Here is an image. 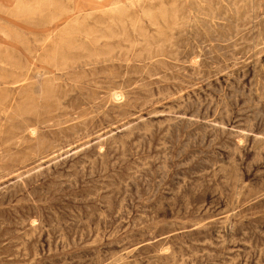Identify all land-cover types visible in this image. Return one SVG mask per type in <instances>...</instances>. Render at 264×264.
I'll use <instances>...</instances> for the list:
<instances>
[{
  "label": "rangeland",
  "instance_id": "374dc122",
  "mask_svg": "<svg viewBox=\"0 0 264 264\" xmlns=\"http://www.w3.org/2000/svg\"><path fill=\"white\" fill-rule=\"evenodd\" d=\"M0 264H264V0H0Z\"/></svg>",
  "mask_w": 264,
  "mask_h": 264
},
{
  "label": "bare ground",
  "instance_id": "6f19581e",
  "mask_svg": "<svg viewBox=\"0 0 264 264\" xmlns=\"http://www.w3.org/2000/svg\"><path fill=\"white\" fill-rule=\"evenodd\" d=\"M50 1H51V0H50ZM55 1H56V0H55ZM48 2H49V1H48ZM71 2H72V1H71ZM19 3H20V2H19ZM54 3H55V2H54ZM92 3H93V1H92ZM45 4H46V3H45ZM56 4H57V3H56ZM121 4H122V3H121ZM47 5H48V4H47ZM51 5H52V4H51ZM104 5H105V4H104ZM2 7H3V6H2ZM48 7H49V6H48ZM59 8H60V7H59ZM74 8H75V7H74ZM103 8H104V7H103ZM126 8H127V7H126ZM61 9H62V8H61ZM106 9H107V8H106ZM95 10H96V9H95ZM61 11L63 12V10H61ZM112 11H113V10H112ZM55 12H56V11H55ZM65 12H66V11H65ZM67 12H68V11H67ZM93 12H94V11H93ZM144 12H145V11H144ZM9 13H10V12H9ZM11 13H12V12H11ZM15 13H16V12H15ZM15 13H14V14H15ZM22 13H23V12H22ZM22 13H21V14H22ZM69 13H70V12H69ZM73 13H74V12H73ZM110 13H111V12H110ZM147 13H148V12H147ZM16 14H17V13H16ZM78 14H79V13H78ZM94 14H95V13H94ZM113 14H114V13H113ZM125 14H126V13H125ZM143 14H144V13H143ZM149 15H150V13H149ZM149 15L147 14V16H149ZM82 16H83V15H82ZM85 16H86V15H85ZM145 16H146V15H145ZM54 17H55V16H54ZM61 17H62V16H61ZM150 17H151V16H150ZM58 18H59V16H58ZM68 18H70V17H68ZM66 19H67V18H66ZM119 19H120V18H119ZM121 20H122V19H121ZM94 21H95V20H94ZM110 21H111V20H110ZM53 22H55V21L53 20ZM69 22H70V21H69ZM76 22H77V21H76ZM83 22H84V21H83ZM93 23H94V22H93ZM77 24H78V23H77ZM66 25H68V24H66ZM107 25H108V24H107ZM109 25H110V24H109ZM157 25H158V24H157ZM78 26H79V25H78ZM122 26H123V25H122ZM110 27H111V26H110ZM87 28H88V27H87ZM121 28H122V27H121ZM79 29H80V28H79ZM107 29H108V28H107ZM110 29H111V28H110ZM123 29H124V28H123ZM55 30H56V29H55ZM83 30H84V29H83ZM89 30H90V29H89ZM95 30H96V29H95ZM121 30H122V29H121ZM2 32H3V31H2ZM50 32H51V31H50ZM67 32H68V31H67ZM67 32H66V33H67ZM107 32H108V31H107ZM111 32L113 33L114 31L111 30V31H110V34H111ZM117 32H118V31H117ZM117 32H116V33H117ZM123 32H124V31H123ZM47 33H48V32H47ZM95 33H97V32H95ZM100 33H102V32H100ZM103 33H104V32H103ZM114 33H115V32H114ZM114 33H113V34H114ZM118 33H119L120 35H122L120 32H118ZM118 33H117V34H118ZM108 34H109V32H108ZM117 34H116V35H117ZM124 34H126V33L124 32ZM139 34H140V33H139ZM5 35H6V33H5ZM54 35H55V34H54ZM66 35H69V34H66ZM87 35H88V34L86 33V36H87ZM114 35H115V34H114ZM116 35H115V36H116ZM120 35H119V36H120ZM88 36H89V35H88ZM119 36H118V37H119ZM122 36H123V35H122ZM102 37H103V36H102ZM100 38H101V37H100ZM104 38H105V37H104ZM106 38H107V37H106ZM63 42H64V41H63ZM70 42H71V41H70ZM67 43H68V42H67ZM67 43H66V44H67ZM79 43H80V42H79ZM80 45H81V44H80ZM75 46H76V45H75ZM80 48H81V47H80ZM54 53H55V52H54ZM61 59H64V58H61ZM67 61H68V60H67ZM67 61H66V62H67ZM66 62H63V61H62V64H63V63H66ZM59 64H60V63H59ZM115 93H116V92H115ZM117 114H118V113H117Z\"/></svg>",
  "mask_w": 264,
  "mask_h": 264
}]
</instances>
